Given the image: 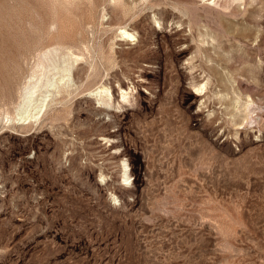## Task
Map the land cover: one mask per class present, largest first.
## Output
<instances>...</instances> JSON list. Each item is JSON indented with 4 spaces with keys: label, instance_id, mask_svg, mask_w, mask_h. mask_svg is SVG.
<instances>
[{
    "label": "rangeland",
    "instance_id": "1",
    "mask_svg": "<svg viewBox=\"0 0 264 264\" xmlns=\"http://www.w3.org/2000/svg\"><path fill=\"white\" fill-rule=\"evenodd\" d=\"M0 264H264V0H0Z\"/></svg>",
    "mask_w": 264,
    "mask_h": 264
},
{
    "label": "bare ground",
    "instance_id": "2",
    "mask_svg": "<svg viewBox=\"0 0 264 264\" xmlns=\"http://www.w3.org/2000/svg\"><path fill=\"white\" fill-rule=\"evenodd\" d=\"M120 36L122 38H134V34L127 32L125 29L121 31ZM128 40V39H127ZM130 41V40H128ZM74 44H76L74 42ZM77 45V44H76ZM77 47V46H76ZM44 52V51H43ZM43 55L46 57L48 56V50L46 53H43ZM74 55L73 52H70V56L72 57ZM80 57L75 55V59L70 65H67V67L62 68L59 70V73H70L71 69L73 68V64L75 62H78ZM48 61V59H47ZM69 62V61H68ZM36 67H38V71L41 72L37 75L36 70L33 71V76L30 77V80L34 78V76L37 77V80L33 83H29L20 93V99L14 106V113L12 116H7V121H15L18 125L30 127L33 125H37L39 121L42 119L44 114L46 113V109L49 103V95H48V88L54 86V82L51 80L48 76V65L43 62L39 61L36 63ZM54 69H56L54 67ZM66 74H62L60 77L61 81H64ZM205 86L200 87L198 90L203 91ZM43 89H46V91L43 92ZM96 94L100 95H110V89L108 87L102 86L99 91H97ZM125 97V96H123ZM128 178L125 177L124 181H126Z\"/></svg>",
    "mask_w": 264,
    "mask_h": 264
}]
</instances>
